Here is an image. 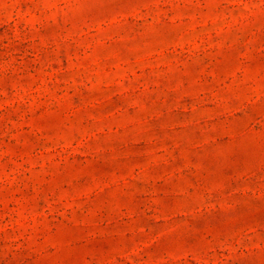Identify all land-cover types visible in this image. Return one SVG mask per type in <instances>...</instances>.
Listing matches in <instances>:
<instances>
[{
	"label": "rangeland",
	"instance_id": "obj_1",
	"mask_svg": "<svg viewBox=\"0 0 264 264\" xmlns=\"http://www.w3.org/2000/svg\"><path fill=\"white\" fill-rule=\"evenodd\" d=\"M0 264H264V0H0Z\"/></svg>",
	"mask_w": 264,
	"mask_h": 264
}]
</instances>
